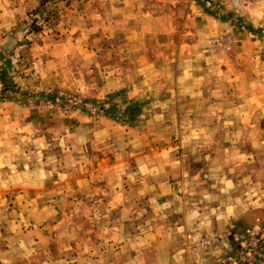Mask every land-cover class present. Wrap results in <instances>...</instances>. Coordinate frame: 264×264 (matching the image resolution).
I'll return each mask as SVG.
<instances>
[{
  "label": "crops",
  "instance_id": "0c3cea01",
  "mask_svg": "<svg viewBox=\"0 0 264 264\" xmlns=\"http://www.w3.org/2000/svg\"><path fill=\"white\" fill-rule=\"evenodd\" d=\"M218 7L228 9L227 0H0L4 64L41 89L53 82L64 90L59 72L72 68L78 86L101 94L91 102L105 101L95 114L75 111L73 118L59 122L58 142L64 143L54 144L46 106L40 108L31 96L25 106L17 94L0 100V186L14 183L22 173L26 182H41L43 189L45 183L60 189L70 181L90 186L97 200L93 214L106 217L82 240L91 252L75 262L219 264L230 258L233 242L226 233L240 223L243 211L223 204L225 195L211 204L210 185L194 187L204 178L186 171L218 160L191 157L185 164L178 156L179 147L194 156L198 147L218 139L220 129L209 122L225 112L224 88L237 91L243 84L236 64L249 48L253 57L258 47L264 51L256 36L254 44L244 41L247 34L221 17ZM261 9L264 0H256L243 14L253 27L261 22ZM228 35L232 46L225 53L212 41ZM94 71L99 72L95 80ZM82 72L89 74L87 83ZM263 82L253 85L264 87ZM234 97L239 106L234 119L238 112L250 114L242 105L245 98ZM179 137L181 146L175 143ZM55 147L58 154L51 156ZM16 149L25 154L24 163L14 161ZM228 181L217 176L213 191L226 194L221 184ZM188 182L189 192L182 185ZM47 189L39 197L47 200ZM147 199L154 208L142 207ZM48 202L41 205L45 212ZM149 211L157 222L144 221Z\"/></svg>",
  "mask_w": 264,
  "mask_h": 264
},
{
  "label": "rangeland",
  "instance_id": "374dc122",
  "mask_svg": "<svg viewBox=\"0 0 264 264\" xmlns=\"http://www.w3.org/2000/svg\"><path fill=\"white\" fill-rule=\"evenodd\" d=\"M234 1L236 4H233V0H227L228 9L215 8L219 11L217 13L231 25L242 29L241 32L247 34H243V40L245 37L247 38L244 41L254 44L256 36L257 44L264 45V9L258 13L261 18L260 24L253 27L243 14L256 0ZM249 34L253 37H250ZM232 39V35L222 36V39L216 38L212 43L220 45V49L226 53L231 50ZM256 50L254 57L250 48L243 52L242 61L235 67V70L239 69L242 73L243 84L237 88V91H234V87L224 88L225 103L221 105V109L225 112L221 114V118L210 119L209 125L220 129L218 139L210 140L207 148L198 147L194 156H189L183 151V148H178V156H183L185 164L191 157L194 159L205 158L211 161L218 160L213 165L205 163L203 167H186V171H188V175L192 173L191 175L204 178L203 182H195L194 187L204 188L210 185L208 188L212 192L211 204L222 202L221 195H225L226 199L223 204H236L235 206H240L243 211L242 218L238 221L240 223L236 226L232 223L235 227L226 233L233 239H231L233 242L231 247L229 246L230 258L219 264H256L258 260H264V87L257 88L258 85H253L260 79L264 81V51L261 47ZM112 59L116 60L115 57ZM116 62H118V58ZM93 73L91 76L95 80L99 76V72L94 71ZM102 73L100 72V75ZM59 74L61 78L58 79H61V83L65 87L64 90L53 82L45 89L32 87L23 80L24 73L12 70L11 66L0 60V100L17 94L16 96L25 106L26 100L29 101L28 96L33 97L32 100L37 101L36 105L40 108L46 106L48 114L51 115L49 129L53 133L49 136V140L54 144L59 140L57 135L59 122L62 123L68 117L73 118L72 114L75 111H82V115L95 114L93 112H98L105 103L104 100L98 104L91 102L101 94L97 88L78 86L75 80L78 74L72 68L67 69L66 72H59ZM225 74L228 76L230 71ZM82 76L83 79L85 78V82L90 80L88 72H82ZM249 80H251L250 83L247 82ZM234 95L245 98L246 103L244 102L242 105L250 108V114L238 112L237 119H234L233 113L239 111L237 98ZM117 105L115 103V108L120 110L121 107ZM243 111L245 110L243 109ZM118 114L121 113L118 112ZM119 118L121 119V116ZM121 120L124 121L123 117ZM201 120L199 118L195 124H201ZM177 142L178 146H181L180 137L175 143ZM63 143L58 142V144ZM16 146L18 147V144ZM194 146L196 144L189 147ZM55 150L50 152L51 156L58 154L56 147ZM21 160L24 163L26 156L23 151L16 149L14 161L18 163ZM37 161L40 159L35 160V162ZM43 161L45 162V160ZM48 163L50 167L54 165L56 170V162L53 163V160L50 159ZM71 175H74V172H71ZM217 176L220 178L229 177L227 183L219 182L225 192L227 191L226 194L213 191L212 185L217 183ZM25 178V173H22L16 177L14 183H3L0 186V264H80L74 260L91 252L90 247L82 246V240L93 234L91 232L93 224L102 223L101 221L106 218L103 215L93 214L94 202L97 203V200L91 196L90 189L92 188L90 186L80 187L71 181L66 184L62 183L64 185L60 189L54 183H45L44 189L47 186L49 192V197L46 200L39 197L44 191L42 183L37 181L32 185L26 182ZM50 178L52 177L50 176ZM207 179L209 180L207 181ZM182 185L185 187V191L189 192L191 183L188 182L187 186ZM185 196L186 207H189V194ZM45 201H49L46 212L41 207ZM147 202L148 204L145 202L142 207L154 208L155 203H150L148 199ZM154 213V211H149L144 216V221L157 222ZM116 220L115 216L114 221L116 222ZM185 221L189 222V211H187Z\"/></svg>",
  "mask_w": 264,
  "mask_h": 264
},
{
  "label": "built area",
  "instance_id": "2783aa9c",
  "mask_svg": "<svg viewBox=\"0 0 264 264\" xmlns=\"http://www.w3.org/2000/svg\"><path fill=\"white\" fill-rule=\"evenodd\" d=\"M233 4H236V2L233 0Z\"/></svg>",
  "mask_w": 264,
  "mask_h": 264
}]
</instances>
